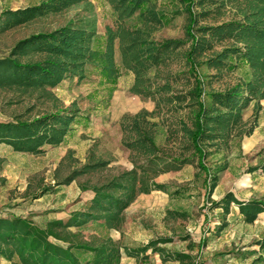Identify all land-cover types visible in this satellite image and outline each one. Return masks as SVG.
I'll return each mask as SVG.
<instances>
[{
    "label": "rangeland",
    "instance_id": "1",
    "mask_svg": "<svg viewBox=\"0 0 264 264\" xmlns=\"http://www.w3.org/2000/svg\"><path fill=\"white\" fill-rule=\"evenodd\" d=\"M52 1L0 0V59L20 41L65 26L91 33L96 49L108 29H118L107 0L45 10L18 25L5 21V12L45 8ZM182 1L158 0L157 12L171 20L166 25L148 24L139 14L125 21L127 28L144 33L143 40L186 44L148 72L147 96L134 93L135 74L123 67L118 39L116 87L104 82L94 64L86 66L83 79L67 78L57 88L0 86V123H28L56 113L76 116L69 136L41 153L0 143V218H17L43 230L52 222L62 223L56 232L67 245L117 248L120 264H264V212H253L249 221L238 205L256 202L264 207L263 89L242 110L241 122L201 145V161L185 129L194 130L200 107L211 106L212 94L246 88L254 73L236 56L228 60L231 68L219 72L207 65L213 52L221 53L233 41L216 43L190 66L188 14L182 12ZM235 15V9L214 8L200 16L199 26L221 25ZM41 59L38 54L29 57ZM140 113L144 115L137 123L152 135L154 155L145 147L129 146L138 134L127 133L123 119ZM152 157L156 163L150 162ZM229 194L233 199L228 208ZM132 195L134 200L121 214L90 209L98 198L125 200ZM0 264L22 261L14 248L2 247Z\"/></svg>",
    "mask_w": 264,
    "mask_h": 264
},
{
    "label": "trees",
    "instance_id": "2",
    "mask_svg": "<svg viewBox=\"0 0 264 264\" xmlns=\"http://www.w3.org/2000/svg\"><path fill=\"white\" fill-rule=\"evenodd\" d=\"M86 0H53L45 8L34 7L17 12H5L9 26L34 18L45 10L64 11ZM119 22L117 31L108 29L102 46L94 48L92 34L73 26H65L50 33H39L20 41L11 54L0 59V86L19 85L35 89L42 87L57 88L67 78L83 79L86 66L94 64L104 82L116 87L119 70L115 64V42L118 39L123 60V67L135 74L133 91L137 95L147 96L145 87L148 72L167 62L170 53L186 44L182 41L167 40L156 44L143 40L141 30H131L125 21L136 14L146 23L166 25L169 16L159 14L158 0H107ZM183 13L188 14L186 39L190 45L186 61L194 66L197 58L207 55L216 43L231 42L229 48L221 53L213 52L207 65L219 71L231 68L228 60L236 56L237 60L249 66L254 79L246 88H231L224 93L211 96V106L201 105L194 130L185 129L188 140L192 143L199 159L205 154L201 145L204 142L219 139L233 124L242 120V110L252 96L264 93V0H183ZM235 9L236 15L226 23L216 26H199V18L212 12V9ZM199 9V13L194 12ZM243 46V48L240 47ZM32 54L42 57L39 61H30ZM196 70L194 71V73ZM196 76V74H195ZM198 91L202 90L200 79ZM246 89L248 96H244ZM191 96H197L194 92ZM201 94L199 93L200 97ZM72 113V112H70ZM144 115L140 113L133 118L124 117L123 128L127 133L136 132L138 138L129 146L145 147L149 154L157 151L152 135L137 123ZM76 121L73 114L60 113L34 119L28 123H0V143L12 145L17 150L41 153L46 146L60 145L71 133ZM156 157L150 158L151 163ZM264 173V165L260 168ZM229 194L225 202L229 208ZM134 200H114L98 198L92 203V211L115 212L121 214ZM240 213L252 221L253 212H264V207L256 202L239 203ZM216 206V204H214ZM226 208L228 212L229 209ZM62 223L52 222L46 230L34 228L26 222L13 218H0V250L12 247L19 254L22 264H120L119 249L92 248L67 245L56 232ZM65 244H63V243ZM77 251V252H75ZM81 256V257H80Z\"/></svg>",
    "mask_w": 264,
    "mask_h": 264
}]
</instances>
